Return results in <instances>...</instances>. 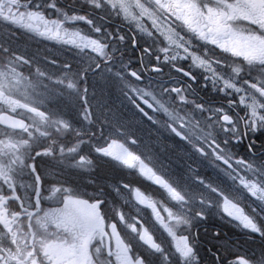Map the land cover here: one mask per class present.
Returning a JSON list of instances; mask_svg holds the SVG:
<instances>
[{
    "label": "flooded vegetation",
    "instance_id": "flooded-vegetation-1",
    "mask_svg": "<svg viewBox=\"0 0 264 264\" xmlns=\"http://www.w3.org/2000/svg\"><path fill=\"white\" fill-rule=\"evenodd\" d=\"M110 8L0 0V43L9 47L0 50V264H247L254 255L264 264V241L249 238L240 208L228 204L232 223L193 219L169 187L191 173L247 211L257 206L238 193L264 183V136L236 130L224 92L215 104L246 66L264 70V0H115ZM112 113H143L165 128L170 117L194 123L174 125L182 138L165 137L175 147L161 174L125 152L122 136L105 143L112 159L81 143L89 119ZM223 115L231 127L218 123ZM152 131L164 135L145 119L141 134Z\"/></svg>",
    "mask_w": 264,
    "mask_h": 264
},
{
    "label": "clouds",
    "instance_id": "clouds-1",
    "mask_svg": "<svg viewBox=\"0 0 264 264\" xmlns=\"http://www.w3.org/2000/svg\"><path fill=\"white\" fill-rule=\"evenodd\" d=\"M99 6V5H97ZM47 7H53V5H47ZM0 50L3 53L9 52V47L5 43H0ZM68 72H71V66H66ZM133 106L135 102L132 101ZM145 119L148 120L149 126L153 129H160L164 135H160L159 132L152 131L149 135L141 134V129L145 124ZM88 124L90 127L85 129L87 141L82 140L81 143H87L92 147V151L96 156L101 159H112L108 156L104 150L105 143L113 142L118 137H123L121 141L124 151H132L135 153L138 159L145 160L152 165L161 174L170 167L169 161L165 159V154L169 149L175 147L170 141L167 146L164 145L163 141L165 137L175 136L182 138L181 131L175 126H169L165 128L163 124L158 123L154 117H145L143 113L140 116H136L134 113L129 114L128 119H121L116 113H112L111 117L105 116L100 119L97 123L94 118L89 119ZM95 128V132L92 130ZM97 140H102V143L96 145ZM195 151L200 152L201 149L195 144L190 145ZM79 159H87L90 166L95 168L97 161L94 160L87 153L79 155ZM55 163V158H53ZM114 163L120 164L119 160H113ZM73 169L79 168V165H73ZM191 181L188 188L181 186V181ZM170 191L174 193V198L181 201H188L193 210L195 211V218L207 219L208 215L211 214L215 218H218L223 222H235L236 217L231 216L227 212V206L231 202L233 207L240 208L241 212L246 216L247 223L244 225L245 232L249 235V238L258 237L264 241V183L258 186H253L251 183L245 185L239 191L241 197L250 196L257 202V206L252 208L251 212L247 211L238 201L231 200L229 196L224 194L223 190L217 186H213L211 183H206L202 179H198L193 174L189 173L185 177H175L170 182ZM189 221H185L188 223ZM214 236L219 237V232L213 233ZM193 254H195V247H193ZM264 256V248H262L258 254ZM229 264H234L230 261ZM247 264H257V258L254 255L252 258L247 260Z\"/></svg>",
    "mask_w": 264,
    "mask_h": 264
},
{
    "label": "rangeland",
    "instance_id": "rangeland-1",
    "mask_svg": "<svg viewBox=\"0 0 264 264\" xmlns=\"http://www.w3.org/2000/svg\"><path fill=\"white\" fill-rule=\"evenodd\" d=\"M114 1L115 0H100V6L103 10L111 9L110 6ZM257 70L258 69L254 70L252 68L248 69L246 66L245 70L240 71L242 74L240 80L229 82L225 87L218 90V98L216 99L217 102L215 107L221 106L220 97L222 92H224L227 96L225 102L229 110L234 113L237 126L236 130H259L258 133L264 136V70ZM243 78L245 79L242 80ZM25 87L26 85L24 81H22L13 85L12 89L20 90ZM197 109L205 108L198 106ZM183 120H187L190 123L188 124L189 127L194 123V119L189 117L186 119L170 117L165 121H168L170 126H174L176 124L179 125ZM216 122L217 120H214V123ZM218 123L220 124V122ZM262 139L264 140V137H262ZM262 169L264 170V166H262Z\"/></svg>",
    "mask_w": 264,
    "mask_h": 264
},
{
    "label": "water",
    "instance_id": "water-1",
    "mask_svg": "<svg viewBox=\"0 0 264 264\" xmlns=\"http://www.w3.org/2000/svg\"><path fill=\"white\" fill-rule=\"evenodd\" d=\"M223 122L226 123V124H228V125L232 124V121H231L230 118L227 117V116H225V117L223 118Z\"/></svg>",
    "mask_w": 264,
    "mask_h": 264
}]
</instances>
